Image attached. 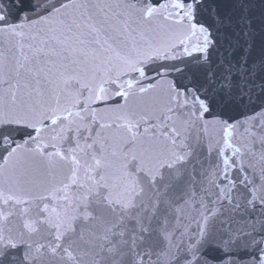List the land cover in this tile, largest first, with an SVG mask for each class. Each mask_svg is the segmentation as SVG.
<instances>
[{
    "label": "snow or ice",
    "instance_id": "1",
    "mask_svg": "<svg viewBox=\"0 0 264 264\" xmlns=\"http://www.w3.org/2000/svg\"><path fill=\"white\" fill-rule=\"evenodd\" d=\"M0 264H264V0H0Z\"/></svg>",
    "mask_w": 264,
    "mask_h": 264
}]
</instances>
